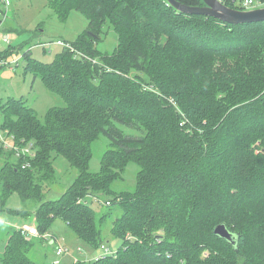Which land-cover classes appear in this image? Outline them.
<instances>
[{
    "label": "trees",
    "instance_id": "1",
    "mask_svg": "<svg viewBox=\"0 0 264 264\" xmlns=\"http://www.w3.org/2000/svg\"><path fill=\"white\" fill-rule=\"evenodd\" d=\"M222 2L246 9L244 0ZM49 3L61 18L80 11L89 26L51 63L24 54L26 70L65 105L41 119L24 98L0 99V129L35 151L18 155L0 144V211L27 215L6 207L16 192L41 201L42 234L60 218L91 248L113 251L75 264H264V20L231 24L168 0ZM106 23L119 35L112 53L95 47ZM101 135L110 148L91 172ZM55 154L78 174L58 199L43 201L45 184L56 180ZM130 161L140 166L134 189L113 188ZM99 194L111 199L98 217L89 199ZM116 205L122 212L113 218ZM108 222L121 239L116 250L105 244ZM222 223L235 244L215 233ZM34 237L48 242L11 232L1 264H38L29 254Z\"/></svg>",
    "mask_w": 264,
    "mask_h": 264
},
{
    "label": "rangeland",
    "instance_id": "2",
    "mask_svg": "<svg viewBox=\"0 0 264 264\" xmlns=\"http://www.w3.org/2000/svg\"><path fill=\"white\" fill-rule=\"evenodd\" d=\"M49 2L50 0H0V42H3V38L5 43V45L0 43V52L7 50L6 58L12 62L8 65H0V99L5 102L10 97L24 98L37 111L41 119L44 118L50 107L63 106L65 102L59 95L46 88L40 76H35L32 71L26 70L27 60L24 54L28 52L34 59L51 63L64 48L63 45L56 43L58 39L72 43L84 34L89 26V20L80 11L74 9L68 17L61 18L62 16L50 6ZM261 5L256 0L254 8L261 7ZM6 10H8L7 14H5ZM118 45V33L110 23H106L104 33L96 41L95 47L103 53H112L118 48ZM11 47L13 50L8 52ZM0 120H2L1 115ZM119 126L127 133L132 131L125 125L119 124ZM108 148H110V139L105 135H101L92 142L93 155L89 163L91 172L100 171L102 157ZM54 156L56 180L45 184L43 201L58 199L78 174V169L72 166L65 156L60 154ZM3 164L4 160L0 159V169ZM139 169L140 166L136 161H130L124 171L123 178L115 181L113 188L117 190L134 189ZM93 199L96 200L93 201V206L98 217L109 210L105 202L107 199H111V196L99 194L97 197L90 198L89 201ZM40 204L41 201L23 200L16 192L9 197L7 208L17 211L25 209L28 213L27 215L14 214L7 209L0 211V254L3 253L6 239L11 232L19 226L36 224L35 211ZM113 211L114 218L120 215L122 208L116 205L113 207ZM110 229L111 223L108 222L104 232L109 239H106L105 244L116 250L121 245V239L112 237ZM159 233H163V231L159 230ZM47 234L48 236L53 235L56 243L54 241V244H51L46 239L49 244L34 237L29 246V254L38 264H55L57 258L62 260L60 264L89 262L105 253L102 248H91L79 239L73 229L60 218L53 222ZM58 239L69 249L64 256H58L54 250V247L59 243Z\"/></svg>",
    "mask_w": 264,
    "mask_h": 264
},
{
    "label": "water",
    "instance_id": "3",
    "mask_svg": "<svg viewBox=\"0 0 264 264\" xmlns=\"http://www.w3.org/2000/svg\"><path fill=\"white\" fill-rule=\"evenodd\" d=\"M177 10L188 14H205L231 24H241L264 20V6L250 9H237L225 5L221 0H203V5H189L178 0H168ZM215 233L232 244L237 242V235L226 224L216 226Z\"/></svg>",
    "mask_w": 264,
    "mask_h": 264
},
{
    "label": "built area",
    "instance_id": "4",
    "mask_svg": "<svg viewBox=\"0 0 264 264\" xmlns=\"http://www.w3.org/2000/svg\"><path fill=\"white\" fill-rule=\"evenodd\" d=\"M2 1H4V0H2ZM258 1L260 2V4H262L261 6H264V4H263V2L261 0H258ZM255 4H256V0H244V2H243V6L246 9L254 8ZM7 12H8V10L5 11V14H7ZM2 40H3V38H2ZM3 42H4V40H3ZM56 43L59 44V45L71 47L70 44H68L65 40H62V39H58L56 41ZM11 63L12 62L8 61L6 57L0 56V65H8V64H11ZM14 141H15V136L14 135H10L7 130H1L0 129V144L1 145H4V147H6V148H14V149L16 148L15 150L16 151L18 150V152H17L18 155L21 154V153H19L20 151L23 152V154H28V155H30L32 157L35 155V151L31 148V146L33 145L32 143H30L29 145L25 146V145H19V144L15 143ZM21 142L24 143L25 140L23 139ZM30 165H31V163L29 162V159H26L22 166L23 167H28ZM17 229L22 230V232L24 234H26L27 236H41V237H44L45 239H47L52 244H54V241L56 243V239L52 235L48 236L47 233L42 234L41 232H39V230H38V228H37L35 223L19 226ZM55 250H56V254L58 256H63V255H65L68 252L69 249H68V247H66L65 245H63L62 243L59 242L56 245ZM105 252L106 253H104V255L107 254V253L108 254H113L112 253L113 251L110 250L107 247L105 248ZM55 263L56 264H60L61 263V259L57 258L55 260Z\"/></svg>",
    "mask_w": 264,
    "mask_h": 264
},
{
    "label": "crops",
    "instance_id": "5",
    "mask_svg": "<svg viewBox=\"0 0 264 264\" xmlns=\"http://www.w3.org/2000/svg\"><path fill=\"white\" fill-rule=\"evenodd\" d=\"M1 28V27H0ZM3 41V40H2ZM2 45H5V43L4 42H0ZM32 224V223H31ZM30 237H32V236H28V238H30ZM59 240V239H58ZM59 242H60V240H59ZM61 243V242H60ZM64 256V255H63ZM61 262H62V260H61Z\"/></svg>",
    "mask_w": 264,
    "mask_h": 264
}]
</instances>
